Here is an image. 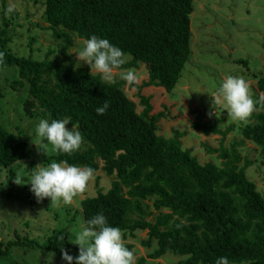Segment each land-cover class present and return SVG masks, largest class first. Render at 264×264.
Here are the masks:
<instances>
[{
    "label": "trees",
    "instance_id": "1",
    "mask_svg": "<svg viewBox=\"0 0 264 264\" xmlns=\"http://www.w3.org/2000/svg\"><path fill=\"white\" fill-rule=\"evenodd\" d=\"M193 3L42 0L43 18L59 43L57 52L62 59L52 57L54 48H49L43 59L14 52L10 49V30L0 26V71L15 68L16 75L4 80L12 81L13 89L20 88L27 95L23 99L26 116H67L78 125L84 138L81 149L71 155L53 152L50 161L88 166L93 173L101 169L112 178L107 191L100 188L96 196L82 201L84 223L100 212L125 237L147 230L144 246L156 244L151 259L171 253L181 257L177 264H214L221 256L230 264H264V195L248 178L246 170L252 161L240 151L245 140H250L260 147L264 158V105L257 102L262 111L251 114L253 122L242 128L244 138L231 141L228 147L224 139L234 125L223 130L219 126L222 119L206 124L200 114L192 124L194 128L205 135L223 136L218 148L206 145L221 162L201 163L190 149L183 148L179 135L168 138L158 133V121L165 114L151 113L150 97L140 95L144 108L138 111L123 81L106 82L87 65L75 71L72 68L74 59L69 49L75 38L96 35L119 47L123 58L130 56L124 60L123 70L146 65L148 80L142 86L162 87L171 93L192 52ZM34 40L31 38L32 43ZM237 63L248 66L247 60ZM257 85L264 92L263 76ZM3 88L0 82V113ZM105 100L109 108L97 115L95 108ZM1 115L0 166L11 167L30 158L32 149L26 139L8 130ZM16 235L17 239L8 242L0 240V255H7L17 245L41 248L47 255L58 257L61 248L73 257L78 254L76 241L68 234L49 235L43 241ZM125 246L132 251L133 245ZM145 262L141 257L137 264Z\"/></svg>",
    "mask_w": 264,
    "mask_h": 264
},
{
    "label": "rangeland",
    "instance_id": "2",
    "mask_svg": "<svg viewBox=\"0 0 264 264\" xmlns=\"http://www.w3.org/2000/svg\"><path fill=\"white\" fill-rule=\"evenodd\" d=\"M193 4L192 52L178 84L171 93L162 87L142 86L143 82L148 80L145 64L131 69L137 76L136 84L129 85L118 76L113 81H123V88L135 102L138 111L144 108L140 97L144 95L150 97L152 114H165L158 121L160 135L168 138L179 135L183 148L190 149L201 163H220L217 153L210 154L206 145L218 148L223 136L205 135L192 124L203 114L202 121L206 124L222 119L219 125L221 129L225 130L234 125L224 139V145L227 147L231 141H241L244 138L242 128L253 122L252 118L249 117L246 123H240L233 121L224 108L216 105L212 108L211 96L218 84L228 75L245 78L249 84V93L255 102L252 114L262 111L257 102L264 105V92L259 90L257 81L260 76L264 77V0H194ZM10 5L14 6V11L7 13L6 9ZM43 14L42 0H0V26H6L10 30L11 50L24 55L31 53L43 59L49 48H54L55 54L52 57L61 60L62 55L57 52L59 43L54 40ZM33 37L35 40L32 43ZM80 40L81 38L76 37L74 46L69 49V56L74 60L75 53L70 52L78 49ZM129 59L130 56L124 58L126 61ZM240 59L247 60L248 66L237 63ZM10 73L11 75H7ZM5 75L8 78H5ZM13 75H16L15 68L0 71V82L5 91L0 115L8 130L18 134L20 139L28 141L32 156L15 162L11 167L0 166V240L8 242L17 239L16 233L23 238L37 241H43L53 234H68L75 239L84 224L82 201L86 197L96 196L100 188L104 192L107 191L111 187L112 178L101 169L93 173L85 190L74 198L78 206L51 202L48 198L37 202L27 181L36 165L47 166L48 163L54 162L48 159L53 152L51 145H48L46 155L38 149L41 141L34 134V126L40 118L26 116L23 99L27 95L23 94L20 88L13 89L12 81L4 80ZM212 110L214 114H211ZM240 151L244 158L252 161L246 170L248 178L256 183L257 189L264 195V158L260 147L250 140H245ZM11 170L14 171L13 175ZM11 177L13 180H10ZM17 180L24 184H16L14 181ZM148 203L151 204L150 201ZM121 233L123 243L133 245L135 264L141 257H145V264H177L181 259L171 253L151 259L149 255L156 248V244L152 247L144 246L143 241L148 237L147 230H139L134 236L128 233L127 237ZM0 264L65 262L62 257L47 255L41 248L17 245L7 255H0Z\"/></svg>",
    "mask_w": 264,
    "mask_h": 264
},
{
    "label": "clouds",
    "instance_id": "3",
    "mask_svg": "<svg viewBox=\"0 0 264 264\" xmlns=\"http://www.w3.org/2000/svg\"><path fill=\"white\" fill-rule=\"evenodd\" d=\"M10 5L7 13H12ZM72 64L73 71L87 65L90 71L99 74L101 79L111 82L117 76L129 85L137 82L132 70H123L124 54L122 50L111 44L108 39L91 35L79 41ZM213 105L224 108L233 121L246 123L254 111L255 102L249 93V84L242 76H226L211 96ZM109 108L105 100L95 108L97 115H102ZM214 114L213 110L212 113ZM71 117L62 119L40 118L34 126V134L41 141L39 150L46 155L48 145L52 152L71 155L81 149L84 138L78 125ZM47 143H44V142ZM93 174L88 166L68 164L66 161L51 162L47 166H35L27 183L37 202L48 198L51 202L63 205L78 206L74 198L85 190ZM16 184H24L19 180ZM178 227V225H177ZM78 254L73 257L61 248V257L66 264H135V257L122 241V233L118 227L110 226L103 213L98 212L81 225L75 236ZM214 264H230L225 256L218 257Z\"/></svg>",
    "mask_w": 264,
    "mask_h": 264
}]
</instances>
